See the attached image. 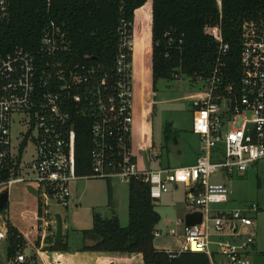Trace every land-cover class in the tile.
Segmentation results:
<instances>
[{
    "label": "built area",
    "instance_id": "built-area-1",
    "mask_svg": "<svg viewBox=\"0 0 264 264\" xmlns=\"http://www.w3.org/2000/svg\"><path fill=\"white\" fill-rule=\"evenodd\" d=\"M219 7L222 0H217ZM9 14V0H0V22ZM206 32L218 43V54L209 77L190 78V96L197 123L193 129L201 150L192 165L141 169L132 149L134 125V67L122 53L118 77L98 74L95 65L71 59L67 33L55 22L45 29L36 51L17 47L0 57V197L12 185L23 183L36 191L48 213L51 201L69 206L70 183L102 178L148 183L150 195L158 200L174 184L186 187L188 213L201 212V223L184 228V250L209 255L212 264H251L248 247L255 234L237 243L241 227H253L259 202H244L233 210L215 205L231 201L232 190L225 181L212 180L222 171L225 179L241 176L253 167L259 173L264 163V24L246 21L238 69L227 66L230 46L219 25ZM123 47L134 53L135 25ZM112 78V79H111ZM25 130L13 135L12 125ZM91 135L92 170L77 173L79 131ZM29 146L33 159L25 160ZM155 155H152L154 159ZM156 158V157H155ZM33 175V176H31ZM9 204V200L7 202ZM7 206V205H6ZM0 210V240L9 233L8 210ZM56 223V218L53 219ZM180 222H177L179 224ZM227 232V233H225ZM168 233L177 234L176 228ZM214 234L229 236L214 241ZM160 232L155 231V237ZM218 246V250L212 248ZM225 260L218 263L216 254ZM26 260L19 253L16 264Z\"/></svg>",
    "mask_w": 264,
    "mask_h": 264
},
{
    "label": "trees",
    "instance_id": "trees-1",
    "mask_svg": "<svg viewBox=\"0 0 264 264\" xmlns=\"http://www.w3.org/2000/svg\"><path fill=\"white\" fill-rule=\"evenodd\" d=\"M246 21L264 24V0H222L221 7L217 0H9L8 17L0 22V57L17 47L36 51L45 29L55 22L68 35L70 49L63 55L67 63L71 59L83 61L95 65L99 75L108 73L115 79L119 56L126 54L129 73L130 65L134 67V119L150 123L149 98L156 91L158 80L178 79L180 75L193 79L209 77L216 62L218 43L206 32L207 26L221 27L224 41L230 46L227 66L238 69ZM133 24L132 55V50L123 47V43L130 40ZM140 98L145 108H140ZM91 139L87 130L79 131L78 175L91 173ZM110 182L108 179L109 205H112ZM128 185V225L122 226L116 213L106 217L94 211L92 228L82 230L84 238L91 237L94 242L84 244L81 250L130 252L140 255L144 264H212L209 255L201 251L158 249L154 241L161 217L149 185L136 177ZM42 210L39 202L40 216ZM7 223V258L16 264L26 240L9 218ZM50 243L43 248L45 251L68 250L62 241L56 243L53 238ZM26 259L22 264L34 262L36 256Z\"/></svg>",
    "mask_w": 264,
    "mask_h": 264
},
{
    "label": "rangeland",
    "instance_id": "rangeland-1",
    "mask_svg": "<svg viewBox=\"0 0 264 264\" xmlns=\"http://www.w3.org/2000/svg\"><path fill=\"white\" fill-rule=\"evenodd\" d=\"M189 79L181 75L178 79H160L156 83V91H150L151 98L149 99L152 101L151 121L153 123L152 140L155 145L144 152L146 162H149L150 154L156 151L159 154L156 162L158 165L161 162V165L164 166H182L193 163L195 160L194 154L197 155V150L201 149L200 137L193 129L197 123V118L194 116L190 96L195 88ZM141 91L138 88L139 94L142 93ZM145 94L148 100L147 94L149 95V93L146 91ZM141 101L140 98L139 106L142 109L145 106H142ZM22 130H25V127L23 128L17 123L12 125L13 135ZM161 152L163 153L162 156H160ZM32 154H34V148L29 146L25 155L27 162L33 159ZM259 167L261 170L259 173L251 167L243 175L228 179L223 178L221 170L212 175V180L225 181L232 190V200L230 202L214 207L233 210L244 202H259L261 205L260 210L255 214L254 226L241 227L240 235L235 237L234 240L231 238L233 242L236 241L240 244L245 241L249 234H255V247L253 245L248 247V257L251 264H264V163H260ZM108 186V180L102 178L79 179L71 182L69 187L72 197L69 207L51 201L46 208L48 213H44L43 209L42 215L38 214L39 226L44 224L48 233L46 234V240L51 242L53 238L55 239L56 223L52 218L54 219L56 214H61L65 225L64 231L69 235L70 245H82V230L92 228L93 212L99 211L106 217L113 214V198L112 205H109L111 198ZM110 187L117 196L116 209L122 222L121 225L127 226L129 223L128 181L112 179ZM35 196L38 197L23 183L12 185L9 190V204L12 207V212H19L22 208L28 207V203L31 199H35ZM156 201V209L161 217L158 225L159 229L163 230L164 235L155 239V245L164 250L179 248L183 245V223L181 220L188 213L185 185L180 184L177 189L172 187L168 193ZM177 222L180 223L177 224ZM171 228H176L177 236L165 234ZM221 235L223 234L213 233L212 239L218 241L222 238H229V236ZM6 241L8 242V239L0 241V264H7ZM37 241L40 242V239L38 238L35 243ZM212 248L218 250L216 245H213ZM26 251L30 253L29 248H26ZM25 255L27 256L26 253ZM215 260L220 263L225 258L217 253Z\"/></svg>",
    "mask_w": 264,
    "mask_h": 264
},
{
    "label": "crops",
    "instance_id": "crops-1",
    "mask_svg": "<svg viewBox=\"0 0 264 264\" xmlns=\"http://www.w3.org/2000/svg\"><path fill=\"white\" fill-rule=\"evenodd\" d=\"M135 110V108H134ZM153 139V123L150 120V123L143 122L142 119H134V125H133V136H132V149L133 153L136 156L137 162L139 164V167L141 169L144 168H151L156 169L159 167H166L170 165H158L157 159L159 154L155 152L150 154L149 162H146L144 158V152L150 148L154 147V141ZM147 144H151V147H147ZM200 148L197 150V155H195V160L193 163L182 165H192L196 162L198 155L200 154ZM156 154V158H152V155ZM163 153L161 152L162 156ZM172 167V166H171ZM174 167V166H173ZM179 167V166H177ZM112 182V180H111ZM182 184V183H181ZM180 184H174L171 186V188L177 189ZM170 188V189H171ZM32 190L36 195V191L32 188H29ZM129 189V185H128ZM112 198H113V214L116 213L118 215L116 206H117V196L114 190H112ZM163 197V196H162ZM161 197V198H162ZM35 199H31V201L28 203V207L22 208L19 212L14 211L12 212V207L9 204V210H8V218L12 222V224L23 234L26 244L23 247L22 252L27 254V257H30L32 255L36 256V260L34 262H31L30 264H144L143 259L138 254H133L130 252H100V251H83L81 250L82 246L84 244L91 245L94 242V239L91 237L84 238L83 235V243L82 245L73 246L69 243V235L65 233V225L63 222V236L61 241L68 246L67 251H59V252H53V251H45L43 248L46 246H50L51 243L46 240V228L43 224V226H39V217H38V209H39V199L38 197H34ZM160 198V199H161ZM232 200V198H231ZM157 202V201H156ZM157 206V203H156ZM69 207V206H66ZM159 213V212H158ZM112 214V215H113ZM111 215V216H112ZM62 216V215H61ZM119 217V216H118ZM52 218V217H51ZM63 219V218H62ZM120 219V218H119ZM53 220V218H52ZM184 220V219H182ZM53 222V221H52ZM120 223L122 224L121 220ZM181 226V225H179ZM56 227V224H55ZM178 227V226H177ZM42 229V230H40ZM156 231L160 232V235L155 237H161L164 235L163 230L159 229V225L156 226ZM50 233V232H49ZM168 234V231L165 233ZM176 234L175 236H177ZM56 236V232H55ZM172 236V235H170ZM183 245L176 249H170L167 248L165 250L167 251H181L184 250V228H183ZM40 239V245L37 246V239ZM235 238V237H234ZM234 238H232L234 240ZM7 239V238H6ZM4 240V239H3ZM2 241V240H0ZM55 241V239H54ZM155 242V241H154ZM7 247H8V242ZM156 246V245H155ZM255 247V242L253 244ZM157 247V246H156ZM26 248L30 249V253L26 251ZM158 248V247H157ZM160 249V248H158ZM7 252V249H6ZM29 255V256H28ZM222 263V262H221ZM7 264H11L10 261L7 258Z\"/></svg>",
    "mask_w": 264,
    "mask_h": 264
},
{
    "label": "water",
    "instance_id": "water-1",
    "mask_svg": "<svg viewBox=\"0 0 264 264\" xmlns=\"http://www.w3.org/2000/svg\"><path fill=\"white\" fill-rule=\"evenodd\" d=\"M9 200V193L6 191L0 197V210L3 209ZM56 236L55 242L58 243L61 241L63 236V219L61 214H56ZM185 224L187 226H194L202 221V213L201 212H190L185 215Z\"/></svg>",
    "mask_w": 264,
    "mask_h": 264
},
{
    "label": "bare ground",
    "instance_id": "bare-ground-1",
    "mask_svg": "<svg viewBox=\"0 0 264 264\" xmlns=\"http://www.w3.org/2000/svg\"><path fill=\"white\" fill-rule=\"evenodd\" d=\"M134 49H135V39H134Z\"/></svg>",
    "mask_w": 264,
    "mask_h": 264
}]
</instances>
